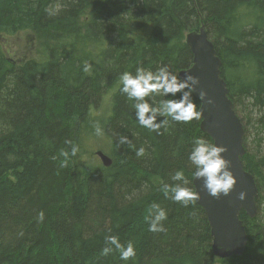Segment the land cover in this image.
I'll list each match as a JSON object with an SVG mask.
<instances>
[{"label": "trees", "instance_id": "trees-1", "mask_svg": "<svg viewBox=\"0 0 264 264\" xmlns=\"http://www.w3.org/2000/svg\"><path fill=\"white\" fill-rule=\"evenodd\" d=\"M202 25L243 124V169L258 190L255 218L239 215L244 252L225 260L211 253L202 208H185L164 191L180 183L172 179L177 171L193 190V140L213 144L200 131L201 119L169 120L161 134L151 132L139 126L119 83L138 67L166 66L178 76L192 62L185 35ZM27 31L44 48L43 62L7 67L0 45V264H264V0H0V36ZM109 91L105 168L88 151L95 134L86 127ZM121 137L133 147L120 145ZM141 147L146 155L138 158ZM156 204L167 214L166 233L148 230ZM109 235L132 242L136 256L101 255Z\"/></svg>", "mask_w": 264, "mask_h": 264}, {"label": "clouds", "instance_id": "clouds-1", "mask_svg": "<svg viewBox=\"0 0 264 264\" xmlns=\"http://www.w3.org/2000/svg\"><path fill=\"white\" fill-rule=\"evenodd\" d=\"M83 71L91 74L92 67L85 62ZM120 93L127 97L129 101H133L136 120L140 127L151 132H156L158 135L161 128H166L169 120L179 124H190L194 120L202 118V111L197 110V105L193 102L192 96L199 85V80L192 75L185 74L183 80L172 74L168 67L159 68L156 72L145 70L143 67L136 69L135 75L130 72H124L119 77ZM179 95V99H176ZM164 96L173 97L160 101L157 106H153L148 102V98ZM199 99L203 102L206 99V93L201 91ZM208 104H212V100H207ZM157 117H166L167 119L157 123ZM94 134L102 136L103 129L97 122L93 125ZM67 143L71 144V141ZM120 145H131V141L127 137H121ZM79 152L78 146L71 148V155L76 156ZM228 152L225 147H218L208 143L204 139L196 138L193 140V148L188 157L194 167L192 173L193 180L202 181V189L208 196L219 200L222 196L228 197L235 189L237 183L234 175L229 168L231 162L224 159V155ZM138 158L146 155L143 147L135 152ZM67 155V153H65ZM176 183L175 186L164 185V191L171 193V199L174 203L187 208L194 205L201 199L197 191L186 187L190 183L186 179L183 171H177L172 177ZM246 193L241 192L237 199L244 201ZM149 228L152 233H166L167 229L163 227L162 222L167 219L166 212L160 208L158 204L153 205L149 212ZM37 220L43 222L44 213L38 214ZM107 245L102 249L101 255L107 257L113 250L119 253V258L122 261H128L136 256L135 247L132 242L123 245L119 241L118 236L109 235L105 238Z\"/></svg>", "mask_w": 264, "mask_h": 264}, {"label": "water", "instance_id": "water-1", "mask_svg": "<svg viewBox=\"0 0 264 264\" xmlns=\"http://www.w3.org/2000/svg\"><path fill=\"white\" fill-rule=\"evenodd\" d=\"M185 44L192 54V62L190 67L178 72V78L183 80L185 74L198 78L199 85L193 96L199 100V111H202L200 131L212 140L213 145L228 149L224 159L231 162L229 171L237 181L228 197L222 196L217 200L203 191L202 181L192 180L193 191H197L201 197L196 204L202 208L209 225L213 257L220 260L239 257L247 244V235L239 215L244 212L248 218H255V200L258 197L254 178L243 169L241 161L245 154L243 124L228 97L226 83L220 77L221 61L207 37L205 27L202 25L197 31L187 33ZM201 91L206 93L203 102L199 99ZM209 99L213 101L212 104L207 103ZM94 155L103 167L111 165L110 158L102 151H96ZM241 192L246 193L244 201L237 199Z\"/></svg>", "mask_w": 264, "mask_h": 264}, {"label": "rangeland", "instance_id": "rangeland-1", "mask_svg": "<svg viewBox=\"0 0 264 264\" xmlns=\"http://www.w3.org/2000/svg\"><path fill=\"white\" fill-rule=\"evenodd\" d=\"M0 45L5 54L7 67L12 65L18 66V63L23 64L29 60L43 62L45 59V50L41 46V43L37 41L35 35L28 31L20 32L12 36H0ZM112 93L113 91H109L105 94L98 107L92 112L93 117L97 120L95 123L98 122L101 127L110 115ZM252 116V119L256 118L255 115L252 114ZM249 121L251 122V119H249ZM248 130L251 132L250 127ZM86 131H94L92 123L86 127ZM86 142L88 145V151H91L93 154L96 151H102L107 155V146L104 134L102 136L94 135ZM93 156L94 162H99L98 158L95 155ZM215 264H222V262L216 259Z\"/></svg>", "mask_w": 264, "mask_h": 264}, {"label": "bare ground", "instance_id": "bare-ground-1", "mask_svg": "<svg viewBox=\"0 0 264 264\" xmlns=\"http://www.w3.org/2000/svg\"><path fill=\"white\" fill-rule=\"evenodd\" d=\"M111 160V159H110Z\"/></svg>", "mask_w": 264, "mask_h": 264}]
</instances>
